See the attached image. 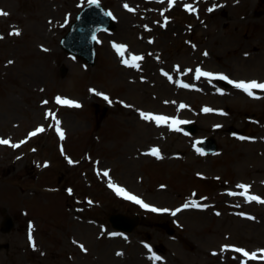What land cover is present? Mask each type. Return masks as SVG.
Masks as SVG:
<instances>
[{
	"label": "rangeland",
	"instance_id": "obj_1",
	"mask_svg": "<svg viewBox=\"0 0 264 264\" xmlns=\"http://www.w3.org/2000/svg\"><path fill=\"white\" fill-rule=\"evenodd\" d=\"M97 1L114 27L91 66L60 46L91 0H0V264H264V89L195 71L264 82V0ZM133 55L139 67L123 62ZM207 137L217 152L201 150ZM112 212L141 223L117 231Z\"/></svg>",
	"mask_w": 264,
	"mask_h": 264
},
{
	"label": "snow or ice",
	"instance_id": "obj_2",
	"mask_svg": "<svg viewBox=\"0 0 264 264\" xmlns=\"http://www.w3.org/2000/svg\"><path fill=\"white\" fill-rule=\"evenodd\" d=\"M91 2L95 3V2H97V0H91ZM124 6L126 8L129 7V5L127 3H125ZM216 6L217 5H213L212 7L214 8ZM184 7L188 8L189 11H193L194 10L193 7H192V5H190V4H185ZM132 10L134 11L135 9H132ZM211 10L212 9L210 8L209 11H211ZM0 15H8V13L5 12L3 9H0ZM109 15H111V13H109ZM165 19H167V17H165ZM12 31L15 34H19L20 29L14 28ZM0 37H2V34H0ZM115 47H116V49L118 51L121 52V55H123L124 54L123 53V50L127 46L126 45H123V44H116ZM205 54H207V53H205ZM142 58H143L142 56L133 55L131 57V60L125 59L123 62L125 64H130L131 63V64H134L136 67H139V64L136 63V62L138 60L142 59ZM195 71L197 73V78H199L200 76H207V77L218 76V77L222 78L223 80L229 81L236 88H239V89L244 90L249 95H253V96L255 95V93L253 92V89H264V82H258L255 79H252V80H243V79H241V80H235V79H230L229 76L226 75V74H224V73L205 71V70H203V69H201L199 67H197ZM165 75H167V73H165ZM169 79H171V77H169ZM180 83L183 84L184 82L183 81H180ZM185 86L192 87L193 85H185ZM92 91L95 92L96 89H92ZM218 91L223 92L224 89H218ZM99 94L102 95V96H105V98L107 99V96H106L105 93L101 92ZM56 99L61 104H69V105H77L78 104V101L70 100V99H67V98H64V97H61V96H57ZM121 103H123V101H121ZM181 107H185V105L181 104ZM204 111L207 112V111H216V110L205 107L204 108ZM219 111H222V110H219ZM140 114H141V116H143L147 120H153L154 119L157 124L168 123L169 121H171V125H172L173 128H176L179 123H182V121H180L175 116L168 117V116H164V115H154L151 112H144V111H141ZM49 115H52V113L49 112ZM217 127H219V125H217ZM43 130H44L43 129V126L37 127L35 129V131L33 133H31V135H35L36 133L42 132ZM57 131L60 132L61 136H63V134H64L63 133V129H60L58 127L57 128ZM241 138L243 139V137H241ZM0 143L8 144V143H11V141L0 139ZM21 143H23V141H21ZM151 152H152L153 155H156V156H159L160 155V150H159L158 147L152 148L151 149ZM113 186L117 188V191L120 192L121 195H127L129 199L135 200L137 203L142 204L145 208L152 209L153 211H156V212H169V211H172L173 214H175V212H179L180 211V208H176L175 210H171V209H167V208H159V207H156V206H154L152 204L145 203L143 200L140 199V197L134 196L131 193L126 192L120 186H118V185H113ZM240 187H242L244 189H247L250 186L247 185V184H242V185H240ZM71 191L72 190L69 189V192H71ZM245 195H247V193H245ZM249 198L250 199H255V200H261L262 199L259 196H250ZM187 207H189V204H187V203L181 205V208H187ZM196 207H207V205L196 204ZM241 215H244V214L241 213ZM110 235H117V233H110ZM33 247H35V244H33ZM80 247L81 248H84V245L81 244ZM147 247L149 249H151V245H148ZM223 247L225 249H227V248H231V247H235V246L234 245L225 244ZM84 250L87 251L86 248H84ZM236 250L238 252L243 253L246 257H248V256H251L253 258L256 257V253L255 252H248L244 248H237ZM260 251L264 252V249H261ZM152 257L154 259H161V257H158L155 252L152 253ZM260 259H264V257H260Z\"/></svg>",
	"mask_w": 264,
	"mask_h": 264
},
{
	"label": "water",
	"instance_id": "obj_3",
	"mask_svg": "<svg viewBox=\"0 0 264 264\" xmlns=\"http://www.w3.org/2000/svg\"><path fill=\"white\" fill-rule=\"evenodd\" d=\"M103 27H113V22L108 12L99 3H92L79 14L78 19L72 24L70 31L61 42L62 46L93 65L96 60L95 35ZM187 128L195 131L193 125ZM210 142L213 146L209 150L216 149L215 142L213 140ZM110 218L116 227L129 231L138 223V217L133 218L123 214H114ZM12 226V221L8 219L5 230L11 229Z\"/></svg>",
	"mask_w": 264,
	"mask_h": 264
}]
</instances>
